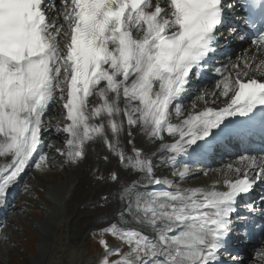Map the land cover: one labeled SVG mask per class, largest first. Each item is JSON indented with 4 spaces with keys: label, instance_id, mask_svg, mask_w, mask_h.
Wrapping results in <instances>:
<instances>
[{
    "label": "snow or ice",
    "instance_id": "obj_1",
    "mask_svg": "<svg viewBox=\"0 0 264 264\" xmlns=\"http://www.w3.org/2000/svg\"><path fill=\"white\" fill-rule=\"evenodd\" d=\"M59 3L63 8L57 21L49 16L55 2L0 0V157L12 158L0 168V173H7L0 177V199L37 152L45 130L42 118L58 94L68 122L57 129L66 134L68 149L60 155L77 165L86 157L89 141H102L126 169L123 188L120 167L97 177L110 180L121 193V206L113 214L138 220L155 233L149 240L137 231L118 234L115 224L101 229L126 241L129 251L121 253L100 239L104 249L100 264H219L225 237L233 230L238 198L264 182V158L242 157L245 168L235 169L242 178L226 181L224 191L155 192L148 189L161 180L134 137L139 131L163 142L165 129L169 135L179 132L181 139L165 148L173 153L170 159L175 164L226 118L247 116L264 106V82L242 80L239 74L229 82L221 74V95L234 89L226 107L190 116L183 121L186 128L167 123L168 110L185 91L193 68H202L216 51L226 8L234 10L241 0L226 8L224 0H170L167 7L155 0ZM252 43L264 48V33ZM125 124L133 153L127 159L120 147ZM44 163L42 159L37 167ZM179 175L184 178L186 173ZM247 208L255 211V202ZM110 255L119 259L109 260Z\"/></svg>",
    "mask_w": 264,
    "mask_h": 264
},
{
    "label": "bare ground",
    "instance_id": "obj_2",
    "mask_svg": "<svg viewBox=\"0 0 264 264\" xmlns=\"http://www.w3.org/2000/svg\"><path fill=\"white\" fill-rule=\"evenodd\" d=\"M56 3L58 4L59 0H56ZM158 3H161L164 7H167V4L165 3V1L158 0ZM62 8H63L62 5L58 6V10L56 13L53 11H49L50 18L58 21ZM252 54H253V51H250L246 54V56H243L242 60H240L239 62L233 61L232 63H230L232 67H229L228 72L224 75L228 77L229 82L233 81L236 78L237 74H239L240 78L242 79V77L245 76L244 75L245 72H247V76H245L246 78H249V76H254V74L257 72L256 71L257 62L253 63L252 65L253 67L245 68V61L247 60V62L249 63V60L251 59ZM260 58L261 60L264 59V57H260ZM230 61H231V58L226 63L229 64ZM236 64L239 65L238 69H234L235 67H233ZM257 76L264 78V75L261 76L257 74ZM221 79L216 80L213 88L207 94H205V96H203V94L201 93H205L206 89H200L198 91V94L200 97L191 98L188 104L187 112H184L180 114L179 116H173L171 114V110H168L169 118L167 119V123L173 126H181V127L186 128V126L183 125V121L188 119L190 116L198 115L199 113L209 108L214 109V110H219V109H222L223 107H226L225 105L229 102L230 98L232 97V95L230 96L228 95L231 88L229 89L227 95H221V93L224 90V84L221 82ZM218 83L220 85L218 89L221 92L220 94H217V91H216ZM89 99L91 101V100H94L95 98H89ZM63 103L64 101H60V99L58 98V94H57L54 100L51 102V108L48 111L51 114V116L53 114V115H56L57 118L55 119H52V117L46 118V114L42 118L43 124L45 126V130L42 132V134L48 138L47 141L43 140V144L45 145L44 149L47 152L45 163L41 164L39 167L36 166V171H34L33 170L34 161L31 157L25 170L20 174V176L17 178V180L14 183L10 184V186L7 189V191L9 190V193H14V191H16V188L19 185H21L22 189L20 192L17 193V197L20 198L19 193L24 192L25 190H28V185L25 184V180L28 178V176L31 173H41V172L47 171V169L40 171L41 168H45L47 166L48 163H46V161H51V163L48 164V170L51 169V167L53 166L62 167V170L65 171V174L63 175L62 183L59 185L53 186V188L49 189V191L54 190L55 192L51 194L52 196L48 192V195L46 197L47 200L54 199L51 202L45 203L47 206H51L53 208L47 212L48 214L46 213L47 217L45 215L46 218L43 220V222H45V226L43 227L39 226V228L42 231L44 227H47V228L49 227V230H47L46 235L50 236L52 240L55 239L54 238L55 235H53L54 232L56 233V232H59L60 230V225L55 227L54 223L52 222L54 218L53 213H54L55 207L57 208L59 207L60 211L64 207L66 208L62 211V214H55V218L62 219L64 216V213L68 214V209H69L68 204L71 200V198H69V193L67 197H63V194H62L60 198V194L62 190L67 188L71 192H74L75 190H77L76 188L80 185V183L83 180H85V182L87 183H90V181H93L92 175L95 172H97V176H99L100 173L106 172L105 170L106 167L107 169H109L107 164L109 163L111 164V162L118 161L117 156L111 153L108 147L102 141H96V142L89 141L87 144L86 157L82 161H80L77 165H70L69 163L66 162L67 157L60 155L61 152H66L68 150L67 142H66V134H64L62 131H57V129H62L68 123L66 120L65 110L62 108ZM90 107H91V104H90ZM167 134L168 132L165 129L163 133V136H164L163 142L158 139L153 140L149 136L139 131H135V137H134L135 145L137 148L141 150L142 157H146L148 160H151L154 163L155 175L161 181H164L166 177L165 175L171 171H174L178 176H179V173L182 172L180 170L176 172L174 169L168 167L167 160L173 155V153H171L170 151H165L166 147L170 146L173 143H176L177 141L181 139L180 134L177 138L169 137L167 136ZM59 137L61 138V140H59ZM162 143L164 147L161 146ZM120 147L122 150L125 151L126 159L129 155H133V153L131 152V146L127 144V125L126 124H125V131L121 135ZM105 155L109 157L108 160H105L103 158ZM58 158H62L63 162L62 163H58L57 161L52 162V160L58 159ZM11 159L12 158L10 156L0 157V168H2V165L4 166V168H6V166L11 163ZM228 164L232 166L231 169L229 168V166H227ZM118 167H120L119 164L118 166H115L113 170H116ZM226 167L228 168L226 171H224ZM236 168H241L243 170L245 168V165L243 163L229 161V163L225 164L223 168L214 169L213 170L214 174L208 175L207 177L205 176L202 178L201 177L192 178L189 175V173L185 172L186 175L184 178L176 177L175 181H177V185L174 184V187L171 186V188L173 191H176L177 189H194V188H201L206 191H213V190L224 191L226 190L225 182L233 181V179L238 177V174L235 171ZM66 169L68 170V173ZM125 172H126V169L124 167H120V174L122 177V181L120 185L121 188H123L124 186L123 179L127 178L125 176ZM6 175H7L6 172L0 173V177H6ZM134 175L139 176L140 174L134 173ZM240 175H242V173ZM0 182H2V180H0ZM98 183L100 184L99 185L97 184L96 192L101 191L102 189L101 187L104 185V183H102V180H100ZM94 185L95 184L91 185V187H94ZM150 188L151 186L149 187V189ZM108 191H109L107 194V197L109 196L108 201L111 202L112 204V206L111 205L109 206L113 208V212H114L115 209L121 206L120 200H119V196L121 193L117 192L114 189L112 182H111V188ZM56 197H58L59 200L56 199ZM11 202H12V199L9 198L8 195L6 194V196L3 199H0V206H2V204L10 205ZM15 210L19 211V208L16 205H14V210L8 212L5 215V219L2 222L5 229H7L8 227L9 214H11L13 211L15 212ZM114 219L118 222L119 225L121 223H127V224L137 226L138 228H141V229H145V228H148L149 230L151 229L149 226H147L144 223L139 222L138 220H134L130 218L121 219L118 213L115 214ZM74 225H75L74 218H72L69 223V228ZM0 235L3 236L2 238H8L5 232L4 234H2V232L0 231ZM80 235L81 234L80 232H78V230L76 233H70L69 241L72 242L73 245H76V241L80 238ZM150 235L151 234H149L148 236ZM50 238H47V240L52 241ZM53 242L54 241H52V243ZM261 256H264V237L260 240L259 243L249 245L248 255L246 256V259L244 260L243 263L245 264H264V259H262Z\"/></svg>",
    "mask_w": 264,
    "mask_h": 264
},
{
    "label": "rangeland",
    "instance_id": "obj_3",
    "mask_svg": "<svg viewBox=\"0 0 264 264\" xmlns=\"http://www.w3.org/2000/svg\"><path fill=\"white\" fill-rule=\"evenodd\" d=\"M55 116L52 114V119L57 118ZM59 140H61L60 137ZM53 161L61 163L63 160L54 159ZM107 166L109 169L106 167V172L100 173L99 176H107L109 170L115 168V162H111ZM60 167L53 166L45 172L31 173L26 179L25 184L28 185V190L22 192L19 198L20 202L16 205L19 211L15 210L9 214L8 227L3 230L8 238L0 237V264H100V257L104 252V249L98 244L100 239H104L110 247L118 248L121 253L129 251L126 241H121L111 233H101V229L111 227L113 224L116 225L119 233L120 227L114 219L112 204L108 201L109 196L107 197L111 181H102L104 185L101 187V191L96 192L97 184H100L97 172L92 175L93 181L90 183L83 180L76 188V192H71L67 188L62 190L60 196L62 194L68 196L69 193L71 200L68 204V214L64 213L62 219L55 218V214H62L66 208L64 207L60 211L59 207H55L52 222L55 227L60 225V230L54 232V240L46 235L49 227H44L43 231L39 228V226H45L43 220L47 217V210L53 208L45 204L54 200L46 198L48 192L50 195L55 192L54 190L49 191V189L63 181L65 171ZM66 171L68 173L67 169ZM202 176L203 174H200L197 177ZM93 184H95L94 187H91ZM102 197H107V200ZM72 218H74L75 225L69 228ZM77 230L81 235L76 241V245H73L69 241V235L76 233ZM47 238L54 242L52 243ZM96 246L99 247V252H97ZM107 258L109 260L119 259L116 255H110Z\"/></svg>",
    "mask_w": 264,
    "mask_h": 264
}]
</instances>
